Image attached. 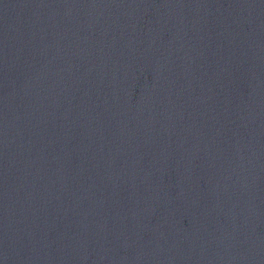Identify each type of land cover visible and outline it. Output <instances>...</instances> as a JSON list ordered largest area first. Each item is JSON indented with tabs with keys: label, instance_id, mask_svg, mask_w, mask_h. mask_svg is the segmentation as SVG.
Segmentation results:
<instances>
[{
	"label": "water",
	"instance_id": "1",
	"mask_svg": "<svg viewBox=\"0 0 264 264\" xmlns=\"http://www.w3.org/2000/svg\"><path fill=\"white\" fill-rule=\"evenodd\" d=\"M0 264H264V0H0Z\"/></svg>",
	"mask_w": 264,
	"mask_h": 264
}]
</instances>
